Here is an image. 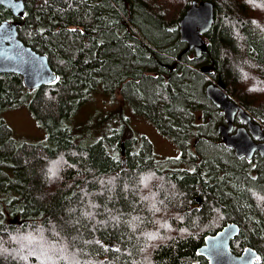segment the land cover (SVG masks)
<instances>
[{"label": "trees", "instance_id": "obj_1", "mask_svg": "<svg viewBox=\"0 0 264 264\" xmlns=\"http://www.w3.org/2000/svg\"><path fill=\"white\" fill-rule=\"evenodd\" d=\"M22 1L18 19L0 6V24L18 23L58 79L29 91L0 74V113L26 105L46 134L27 144L0 116V264H207L198 249L228 224L231 252L264 264V159L226 147L205 92L222 82L264 131V0ZM193 2L214 6L200 57L180 39ZM116 90L127 107L79 133L81 109ZM130 113L179 156L156 158Z\"/></svg>", "mask_w": 264, "mask_h": 264}, {"label": "water", "instance_id": "obj_2", "mask_svg": "<svg viewBox=\"0 0 264 264\" xmlns=\"http://www.w3.org/2000/svg\"><path fill=\"white\" fill-rule=\"evenodd\" d=\"M0 6L18 19L23 17L25 7L22 0H0ZM214 22V6L210 2H193L179 21L180 39L200 57L205 45L203 36L211 29ZM18 23L0 24V74H14L22 78L29 91L50 85L56 74L49 66L44 55H40L25 46L17 33ZM207 73V69L201 70ZM207 97L219 108L225 117L226 125H220L218 132L226 147L232 149L236 156L251 160L257 153L264 159V131L241 106L234 103L222 82L211 83L205 88ZM244 124L234 128L235 120ZM122 146V145H121ZM239 233V227L228 224L215 235L208 236L197 254L207 260V264H245L239 257L250 253L258 255L250 248L241 254H233L230 244Z\"/></svg>", "mask_w": 264, "mask_h": 264}, {"label": "rangeland", "instance_id": "obj_3", "mask_svg": "<svg viewBox=\"0 0 264 264\" xmlns=\"http://www.w3.org/2000/svg\"><path fill=\"white\" fill-rule=\"evenodd\" d=\"M120 107L126 108L127 105L119 90L112 94L99 92L75 117L74 127L77 128L79 133L80 131L83 133L92 131L94 129L90 124L92 119L95 122V119L103 113L118 111ZM0 116L13 136L27 144L40 143L46 138L44 129L35 121L26 105L14 110H5L0 113ZM125 118L128 120V125L138 136H144L151 142L156 158L164 160L179 156V149L175 144L168 141L143 118L133 113Z\"/></svg>", "mask_w": 264, "mask_h": 264}, {"label": "snow or ice", "instance_id": "obj_4", "mask_svg": "<svg viewBox=\"0 0 264 264\" xmlns=\"http://www.w3.org/2000/svg\"><path fill=\"white\" fill-rule=\"evenodd\" d=\"M56 79H58V78H54L52 81H49V82L55 83ZM239 259L241 261H244L245 264H257V262L261 260V257H259L258 255H254V254L250 253L248 256L239 257Z\"/></svg>", "mask_w": 264, "mask_h": 264}, {"label": "bare ground", "instance_id": "obj_5", "mask_svg": "<svg viewBox=\"0 0 264 264\" xmlns=\"http://www.w3.org/2000/svg\"><path fill=\"white\" fill-rule=\"evenodd\" d=\"M76 190V189H75Z\"/></svg>", "mask_w": 264, "mask_h": 264}]
</instances>
